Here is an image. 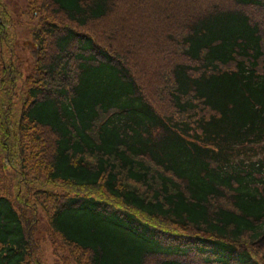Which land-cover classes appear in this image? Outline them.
I'll use <instances>...</instances> for the list:
<instances>
[{
    "label": "trees",
    "instance_id": "trees-1",
    "mask_svg": "<svg viewBox=\"0 0 264 264\" xmlns=\"http://www.w3.org/2000/svg\"><path fill=\"white\" fill-rule=\"evenodd\" d=\"M166 1L150 75L129 0H0V264H264V0Z\"/></svg>",
    "mask_w": 264,
    "mask_h": 264
},
{
    "label": "rangeland",
    "instance_id": "rangeland-1",
    "mask_svg": "<svg viewBox=\"0 0 264 264\" xmlns=\"http://www.w3.org/2000/svg\"><path fill=\"white\" fill-rule=\"evenodd\" d=\"M8 4H10L14 10H17V8L20 7V3H22V0H6ZM200 5H207L208 7L211 5L216 4H228L230 3L229 0H181V5L187 7V5H190L191 3L195 2ZM130 4L136 8L135 12L138 14L134 15L138 22L137 24L141 28V34L145 37L146 40L150 39L151 37L156 39H162V36L160 35L161 32L164 29H168V26L171 25L170 19L176 18V10L174 7V4L171 3L169 8L166 5V0H129ZM162 6V8H161ZM161 12V13H160ZM257 13H253L255 16ZM261 14L258 13L257 17L261 19ZM110 20V21H109ZM108 22H106L105 29H112L111 32L115 30H119V27H116L117 21H115V18L109 19ZM167 27V28H166ZM164 28V29H162ZM19 36H20V54L22 58L28 62L31 61V41H30V35L27 31L23 29V27L19 28ZM161 37V38H160ZM134 40V42L137 40L138 43L136 47L134 48V52L130 55V62L132 64L135 63V66L137 65L144 74H152L154 72L155 68V60L154 58L158 57L160 58V54H164L163 51L160 48H158L156 45H154L150 39V47L147 51H145V59L150 62L153 61V64L150 65L145 64L143 61V58L138 57L139 53L138 51H142L141 44L145 43L146 40L138 35L135 34V36H131ZM142 41V42H141ZM159 46V45H158ZM136 61H139L138 64H136ZM135 70V69H134ZM137 72V70H135ZM139 75V73H136ZM140 76V75H139ZM43 253L46 257L45 261L47 264H58L59 254L57 252H54L51 249V246L49 244V241L45 242V246L43 248Z\"/></svg>",
    "mask_w": 264,
    "mask_h": 264
}]
</instances>
